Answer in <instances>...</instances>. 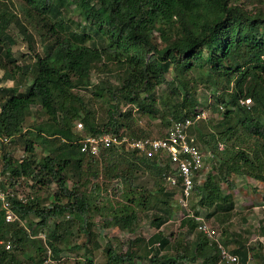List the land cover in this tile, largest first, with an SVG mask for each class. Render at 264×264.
Returning a JSON list of instances; mask_svg holds the SVG:
<instances>
[{
  "label": "trees",
  "instance_id": "1",
  "mask_svg": "<svg viewBox=\"0 0 264 264\" xmlns=\"http://www.w3.org/2000/svg\"><path fill=\"white\" fill-rule=\"evenodd\" d=\"M23 1L25 15L42 42V54L34 52L33 34L16 20L15 25L34 57L31 64L14 65L10 53L14 39L6 33L11 18L2 12L0 55L7 64L0 66L5 69L3 79L16 80V85L0 87V137L21 140L25 156L13 160L2 154L1 167L12 178L31 180L32 188L55 184L56 190L49 205H41L38 198L27 204L10 200V211L17 219L9 223L4 221L5 210L0 203V264H48L45 262L58 261L65 251L77 250V244L63 247V242L72 237L70 229L74 225L73 219L66 217L78 220L76 232L84 234L87 241L95 242L92 218L102 209L108 214L102 223L103 230L115 227L134 233L139 220L134 208L144 210L151 198L165 206L152 220L157 232L147 241L135 238L122 253L107 246L105 264H132L134 259L143 264H186L197 260L201 264H218L216 244L197 230L194 217L180 220V226H186L187 233L193 236L188 244L181 245L182 240L178 239L171 245L159 231L169 217L171 209L167 205L175 192L166 193L159 188V194L148 198L146 195L152 193L144 186L140 188L135 179L140 167H144L164 180L169 174L168 165L162 166L156 158L139 155L136 150L119 154L107 149L98 157L82 154L73 143L80 137L75 132V121H81L84 136L118 133L122 127L131 129L135 108L141 114L159 116L161 124L169 126L172 121L194 119L200 103L190 83L192 73H196L195 82L204 81L208 89L222 85L221 92L216 94L214 90L210 96L217 104L214 111L225 108L221 122L212 126V133L204 135L198 120L186 133L195 145L196 135L206 146V136L227 141L242 133L253 141L247 152L233 145L218 151V143L216 153L207 148L208 155L216 161L211 170L214 172H208L194 186L192 195L198 196L200 203L207 202L214 211L228 212L231 194L223 193L219 180L228 181L230 174H237L264 183V0H75L79 17L98 34V44L93 42L91 46L79 43L85 37L78 32H64L68 27L63 19L68 12L63 10L70 0ZM78 27L83 28L80 24ZM111 65L120 69L117 84L110 85L106 80L104 86L91 85L92 72L107 71ZM22 85L25 90H19ZM162 85L169 92L165 99L156 96ZM89 89L93 90L87 95ZM174 94H180V99L168 111L164 105ZM91 97L108 105L103 117L97 116ZM157 99L163 106L160 114L154 109ZM246 100L251 104L239 102ZM120 103L128 107L122 110ZM37 114L42 120L34 127L37 136L31 138L25 124L27 118ZM127 136L148 137L140 129ZM38 138L56 143L54 150L41 159L34 154ZM119 157L126 164L123 171L116 173L113 163ZM98 160L104 163L107 179L119 180L123 187L120 193L118 187L114 191L126 202L115 209L98 207L99 203L95 204L92 193L87 191L88 181L83 172L91 173L89 166ZM84 162L88 167L85 170ZM67 174L74 179L71 187L67 186ZM92 177L96 178L97 173ZM229 185L232 187L231 182ZM192 213L199 215L195 208ZM30 217L36 222H29L27 231L21 223ZM258 229L264 235V225ZM37 230L47 231L45 240L36 238ZM141 244L143 252L139 254L134 248ZM222 244L227 246V242ZM247 247L229 252L238 257V264H248L255 257L264 264L262 245ZM84 264L91 263L85 260Z\"/></svg>",
  "mask_w": 264,
  "mask_h": 264
},
{
  "label": "rangeland",
  "instance_id": "2",
  "mask_svg": "<svg viewBox=\"0 0 264 264\" xmlns=\"http://www.w3.org/2000/svg\"><path fill=\"white\" fill-rule=\"evenodd\" d=\"M75 0H70L63 12H68L67 15L64 16V26L68 27L64 29V32H78L81 36H84L85 39L79 42L86 45H92L93 42L98 44V34L95 29L90 28L80 17L76 8ZM250 6H247V9ZM264 8V5H263ZM24 1L23 0H0V14L2 12L10 20L9 30L6 32L14 39V44L10 46V53L13 59H15V66H23L26 64H31L33 62L34 52L42 54V42L40 37L32 27L31 22L28 21L25 12H24ZM14 16V17H12ZM16 20L20 21L23 26L27 29L30 34H33L34 41V52L28 49L27 40L23 37L21 33H19L18 27L15 25ZM59 20V19H56ZM80 24L83 28L78 27ZM11 28V29H10ZM0 63L3 65L7 64V61L0 55ZM119 68L111 65L109 69L106 70H94L91 74V85L104 86L106 80L110 85L117 84V76H119L118 72ZM5 74L4 67L0 66V87H12L16 85V80H7L3 79ZM195 72L190 76V83L193 85V89L195 91V98L199 101V106L197 110L199 112H203L204 118L203 121H199L201 133L207 135L213 132V125H216L218 122L222 120V113L225 108L221 107L218 111H214L213 107H216V102L213 103V99L211 100L210 96L215 93L221 92V86H215V88L208 89L204 85V81L195 82ZM170 78V75L168 76ZM119 82V81H118ZM27 86V84H26ZM25 90V86L22 85L19 87V90ZM93 90V89H91ZM91 90L86 91L87 95L91 94ZM106 92V90H105ZM168 89L163 85L160 86L156 92V96H159L162 99H165V96L168 95ZM214 93V94H215ZM216 93V94H217ZM94 108L97 111L98 117L104 116V108L108 105L106 103H102L101 99H94ZM169 103H166L164 107L167 108L168 111H171V107L180 99V94H174L170 97ZM167 100V99H166ZM248 105L251 102L247 103ZM119 107L122 110H125L128 107V104L120 103ZM162 103L160 99H157L156 105L154 109L155 112L160 114L162 109ZM133 122L131 124V129L126 130V128L122 127L120 130H123L125 134H130V131H134L137 129L143 130L147 133L151 138H160L165 134L168 126H164L161 124L160 117H151L147 114H141L137 109H133L132 111ZM167 119H171V114H167ZM40 114L36 116H32L27 118L25 128L26 133L31 138L37 136L36 130L34 132V127L41 123ZM80 122V120L75 121V132L76 123ZM80 136L82 135L81 133ZM28 137V138H29ZM27 138V137H26ZM197 148L200 153L204 155L205 164L207 166V171L205 172V176L208 172L211 171L212 167L216 165V161L208 155V149L213 150L215 153L218 151H222L223 149L230 148L231 145L235 147H239L240 149H244L247 152V149L250 151V145L253 143L252 140L247 138L246 135L240 133L233 136L230 140L225 141L222 137L216 139H209V136L204 139L209 142V146L204 145L203 141H201L197 135ZM18 140V139H17ZM218 143V151L217 145ZM56 143L54 140H41L37 139L35 143V151L34 154L38 159H41L43 155L48 154L52 150H54ZM220 147H223L220 150ZM228 150V149H227ZM213 152V153H214ZM226 152V151H225ZM7 154L13 160H20L25 156L24 144L21 140H18L16 143H12L11 146H1L0 147V166L2 165V154ZM120 154V153H119ZM251 156V153H249ZM98 157V156H96ZM117 163L115 164V172L119 173L125 169V162H122V158H117ZM104 163L102 160H98L97 164H92L89 166V170L91 173L87 175V164L83 163V178L88 181L87 191L92 193L93 199L95 200V204L99 203L97 206L101 208H107L111 206L112 209L121 206L120 204H124L126 201L124 198L120 197L118 193L123 191V187L120 184L119 180L109 181L105 176L104 172ZM216 171V170H215ZM97 173V177L93 178L92 174ZM135 183L142 188L145 187L147 192H151L152 194H147L148 198L154 197L159 194V188L163 189L164 192L168 193L171 190L167 185V180H160L158 174H154L150 172V170L140 167ZM31 180L26 179L22 181L21 185L24 190H28L29 194L34 198H38V202L41 205H49L53 201L54 192L56 190V185L51 184L47 187H40L35 185L34 188L31 186ZM74 179L71 174H67V186L71 187ZM220 187L224 194H231L229 203L232 204L231 208H228V212L225 211H214V208L210 206L207 202L200 203V198L195 196L194 194L191 196L192 200L188 202V205L181 207L178 202V191H174L175 195L171 199L170 205H167L169 208L170 214L167 218V221L164 225H162L159 231L168 238L170 244L173 245L174 240L181 239V245L188 244L193 236L187 233L186 226L182 228L180 226L181 218L185 217L188 214V210L192 213V209L195 208V211L199 214L198 216L204 218L208 224L218 233V241L222 244L227 242V246L224 248L229 250H233L234 248H249L254 247V243L251 240L262 233L259 232L258 227L264 225V183L256 181L247 175L240 176L237 174H230L228 181H218ZM229 182L232 183V187H230ZM28 189H26V188ZM118 187V193L115 194L114 189ZM158 191V193H157ZM143 194V192H142ZM139 196L138 194H136ZM145 195V193H144ZM157 198V197H156ZM155 198H151V202H147V208H143L144 210H140L139 208H134L138 213V223L134 227L135 232L129 233L127 231L119 230L118 228H109L103 230L102 223L105 217H108L107 211L102 209L100 211L102 213H95L93 215V227L92 232L94 234V241H87L84 234H80L76 232L78 227V220L74 217H66L65 219H73L74 225L71 227L72 237H69L67 241L63 242V247L66 248L72 247L77 244L79 248L73 251H65L61 254V258L58 261H48V264H84L85 260H88L91 264H105L106 256L104 249L107 246L112 247L116 252L122 253L125 252L128 243L135 238L140 240L147 241V239L153 235L157 230L154 228L152 224L153 217L155 215H159L158 211L160 208H165V206L159 204V202H154ZM228 206V203L226 204ZM107 214V215H106ZM36 222L33 217L28 218L27 220L22 221V227L26 228L28 231L29 222ZM54 221L50 222V226H53ZM30 231V230H29ZM38 235L37 239L45 240L46 232L37 230ZM187 233V234H186ZM226 240V241H225ZM223 245V244H222ZM143 246L137 245L134 249L137 250V253L142 254ZM247 247V248H248ZM128 264V263H126ZM132 264H143L141 260L134 259ZM186 264H201V260H197L191 263ZM248 264H263L258 258H253L248 261Z\"/></svg>",
  "mask_w": 264,
  "mask_h": 264
},
{
  "label": "built area",
  "instance_id": "3",
  "mask_svg": "<svg viewBox=\"0 0 264 264\" xmlns=\"http://www.w3.org/2000/svg\"><path fill=\"white\" fill-rule=\"evenodd\" d=\"M239 102L241 105L247 106L250 100ZM203 118V112L197 110L194 119L186 118L183 121H172L164 136L160 138L145 137L134 139L129 138V136L124 134L123 130H120L118 133L108 132L99 135H82L73 143L78 145L80 153L91 157L99 156L102 151L112 149L118 153L124 150H136L138 154H143L148 158L156 156L162 162L168 160L169 168L172 172L166 177L167 185L170 189L178 191V202L183 207L188 205L194 186L204 180L205 172L207 171L204 155L200 153L197 145L194 144V139L188 138L186 133L188 127ZM76 130L79 133L83 131L82 123H76ZM9 140V138L2 136L0 137V144L6 145ZM222 148L220 147V150ZM25 180L26 178L24 177L12 178L10 173L2 170L0 166V203L1 208L5 210L4 221L6 223L17 219L16 215L10 211V200H16L21 204H26L28 201L33 200V196L29 194L28 190H24L21 185L22 181L26 184ZM186 215L190 216L191 213L189 212ZM194 218L200 222L197 230L216 242L219 250L218 264H238V257L231 254L219 243L218 233L202 217ZM251 242L254 245L261 244L264 249V235L253 238ZM5 248H9L8 243Z\"/></svg>",
  "mask_w": 264,
  "mask_h": 264
},
{
  "label": "clouds",
  "instance_id": "4",
  "mask_svg": "<svg viewBox=\"0 0 264 264\" xmlns=\"http://www.w3.org/2000/svg\"><path fill=\"white\" fill-rule=\"evenodd\" d=\"M200 120H202V119H200ZM148 137H150V136H148ZM2 146H3V144H1ZM7 145V144H6ZM139 155H143V154H139ZM143 156H145V155H143ZM146 157V156H145ZM148 158V157H147ZM152 159L153 158H156L157 159V157L156 156H154V157H151ZM158 160V159H157ZM158 162H160L161 163V165L162 166H165V164L166 165H168V167H169V163H168V160H165V161H160V160H158ZM170 172H172V171H170V168H169V174H170ZM168 176V175H167ZM167 176H164L163 178H164V180H166V177ZM170 189V188H169ZM170 190H173V191H176V189H170ZM175 195V194H174ZM35 200V198L33 197V200H31V201H28V203H30V202H32V201H34ZM16 201V200H15ZM27 204V203H26ZM190 212V211H189ZM187 216V215H186ZM190 217H198V216H194V214L193 213H191V215H190ZM195 219V218H194ZM203 220H204V218H203ZM196 222H197V226H198V224L200 223L199 221H197L196 220ZM206 222V221H205ZM207 223V222H206ZM210 225V224H209ZM211 226V225H210ZM218 237H219V235H218ZM211 241H213V240H211ZM215 244H216V242L215 241H213ZM220 243V242H219ZM216 246H217V244H216ZM224 246V245H223ZM218 249V248H217ZM219 251V250H218Z\"/></svg>",
  "mask_w": 264,
  "mask_h": 264
},
{
  "label": "crops",
  "instance_id": "5",
  "mask_svg": "<svg viewBox=\"0 0 264 264\" xmlns=\"http://www.w3.org/2000/svg\"><path fill=\"white\" fill-rule=\"evenodd\" d=\"M18 140L17 139H12V140H9V143L7 144V145H4V146H11V144L12 143H16ZM2 145L0 144V147H1Z\"/></svg>",
  "mask_w": 264,
  "mask_h": 264
}]
</instances>
